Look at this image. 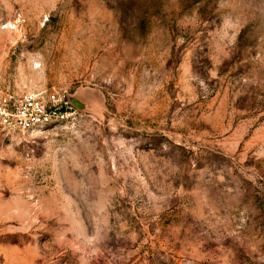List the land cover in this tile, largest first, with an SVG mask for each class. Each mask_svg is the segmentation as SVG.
Wrapping results in <instances>:
<instances>
[{
  "label": "rangeland",
  "instance_id": "rangeland-1",
  "mask_svg": "<svg viewBox=\"0 0 264 264\" xmlns=\"http://www.w3.org/2000/svg\"><path fill=\"white\" fill-rule=\"evenodd\" d=\"M0 89L71 101L0 135V264H264V0H0Z\"/></svg>",
  "mask_w": 264,
  "mask_h": 264
},
{
  "label": "built area",
  "instance_id": "built-area-1",
  "mask_svg": "<svg viewBox=\"0 0 264 264\" xmlns=\"http://www.w3.org/2000/svg\"><path fill=\"white\" fill-rule=\"evenodd\" d=\"M70 105L56 92L16 95L0 89V135L42 131L68 118Z\"/></svg>",
  "mask_w": 264,
  "mask_h": 264
}]
</instances>
